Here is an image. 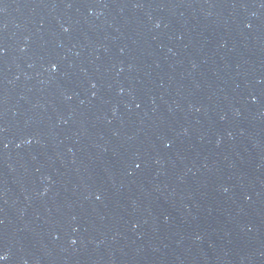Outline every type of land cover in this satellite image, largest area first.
Masks as SVG:
<instances>
[{
	"label": "water",
	"instance_id": "obj_1",
	"mask_svg": "<svg viewBox=\"0 0 264 264\" xmlns=\"http://www.w3.org/2000/svg\"><path fill=\"white\" fill-rule=\"evenodd\" d=\"M0 264H264V0H0Z\"/></svg>",
	"mask_w": 264,
	"mask_h": 264
}]
</instances>
